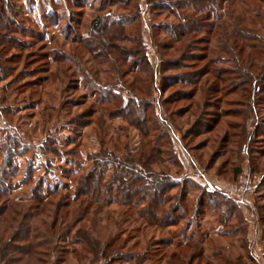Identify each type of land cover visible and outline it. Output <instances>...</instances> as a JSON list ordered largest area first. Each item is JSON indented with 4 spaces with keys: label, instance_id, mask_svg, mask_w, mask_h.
Segmentation results:
<instances>
[{
    "label": "rangeland",
    "instance_id": "obj_1",
    "mask_svg": "<svg viewBox=\"0 0 264 264\" xmlns=\"http://www.w3.org/2000/svg\"><path fill=\"white\" fill-rule=\"evenodd\" d=\"M9 1L18 15L0 41V238L21 245L12 238L15 213L36 217L35 254L22 264H169L176 244L190 240L180 251L185 263L199 251L194 264H264V0ZM100 15L124 25L120 39L99 37L91 23ZM188 24L194 30L175 40ZM124 50L140 55L125 59ZM144 139L165 153L156 173L185 185V220L146 234L124 226L120 243L91 257L73 239L80 225L65 228L73 220L64 213L86 173L108 161L104 185L110 164ZM35 191L47 200L32 201ZM208 191L235 201V210L216 209L220 198L198 208ZM116 230L101 233L103 245ZM170 236L172 247L158 245Z\"/></svg>",
    "mask_w": 264,
    "mask_h": 264
},
{
    "label": "trees",
    "instance_id": "obj_2",
    "mask_svg": "<svg viewBox=\"0 0 264 264\" xmlns=\"http://www.w3.org/2000/svg\"><path fill=\"white\" fill-rule=\"evenodd\" d=\"M17 15L18 13L14 11L9 0H0V41L4 38L1 35L2 32L7 33L12 31L13 24L11 19L13 16ZM107 17L108 15L95 17L91 23L92 28L97 32L99 31V37L102 39L106 34L107 36L110 35L111 39H120V36H122L124 31V25H122V23H113L111 25L104 24ZM186 19H189V17ZM186 22L190 23V21ZM192 27H194L193 24L180 26V28H178L175 32L177 35L175 40L187 37L190 34V30L191 32L194 30ZM139 43L141 44V42ZM142 52L144 54H142L143 59H145L144 70L148 72L150 69V62L147 59L146 49L144 47H142ZM139 53L140 52L137 51L124 50V52L122 51L120 54L123 58L127 59L129 55L134 56L133 58H137L135 56L140 55ZM173 66H175V63ZM131 104H133L132 101H129V104H127L129 107H127L130 108ZM133 110L134 109H131L128 112L131 114L129 117H133V119H131V124L136 127L143 134V138H145L149 130L146 128L144 121L134 117L135 115H133ZM161 147L162 145H160L157 140L145 141L144 139L143 142H140L135 153L127 151V154H125V160L123 159L119 162L114 160V162L110 164L113 167L117 164L115 169H113L114 176L111 178L112 180L106 182L104 185L101 184V180H104L103 178L105 177L103 166L109 164L108 161H104L102 166H95L84 175L83 179H81L77 193H75L71 199L72 208L64 213L63 220L65 221L70 218L73 220L70 225H66L65 228L67 229H70L69 226L71 227V225L74 227L80 225L76 229L73 239L75 240V243L84 248V250H86L91 257H96L100 254L105 256L106 250L110 245L113 243H120L121 229L124 226H127L130 233L146 234L145 232H149L151 230L154 231V233L158 230H171L174 227H178V224L182 220H185L187 212V204L185 202L187 191L185 185H180L179 183L175 184L170 176L163 175L164 173L158 175L155 169H153L154 163H161L165 158V153L164 151H161ZM240 173L241 169H236V177ZM179 186H181V189L176 195L168 193L173 189L179 188ZM59 191L60 190L52 194L47 191L46 197L48 199L54 197L59 193ZM206 195L207 197H205ZM64 197L67 199L68 196L66 195ZM213 199H218L219 201L217 205H215L216 209H220L224 206L230 212L235 210V201H231L226 198L225 195L216 191H208L204 195H201L199 197V204H197V207L201 208L203 200L210 202ZM46 200L47 199L39 195L37 191L33 193L32 201L42 203ZM73 203H75V205H73ZM44 205H46V203ZM64 205L69 208L70 203L66 201L64 202ZM110 205H117V209H111V207H109ZM29 208L33 209L31 205ZM42 210L37 211V214ZM3 214V211L0 212V218H2L1 216ZM15 215L21 216V224L19 226L18 233L12 238L21 245L14 246L11 244V240L5 244L0 238V262L20 264L29 263L30 257L35 254V244L32 242L36 240V237L33 232L36 233L38 228L34 225V223H32V221H34L36 217L30 214L29 211L27 213H15ZM219 219L221 223L224 222L223 219ZM235 219H238V216H236ZM53 227L55 228L54 225ZM112 228H114V230L117 229L116 231L118 233L115 234L107 244L103 245L100 236L101 233L103 231L108 232V230H111ZM0 229L2 232L5 231V229H2L1 227ZM52 230H49L50 234L53 232ZM125 230L127 231V229ZM112 232L113 230L109 233ZM54 235L55 233L53 232L51 236ZM62 237L63 236H60L59 238L62 240ZM176 239L177 238H175V236H170L169 238L164 239L162 238L159 239L160 243H158V245L162 247H172V243ZM62 241L67 242L68 240L63 239ZM136 244L138 245L139 243ZM191 244H194L193 240L176 244L175 249L177 252H172L169 264H173L175 260L182 262V264H194L193 262L200 256L199 251H196L195 255L188 260L189 263H185L187 259L182 258V255H180V251L191 248ZM196 244L197 246L199 245L198 242H196ZM200 245L203 244L200 243ZM193 248L197 249V247ZM120 250L121 249L117 247L115 251L117 252ZM74 254H76L78 259L82 258V255L78 254L76 251L73 253V256H75ZM224 264L245 263H242L241 258H239L236 263Z\"/></svg>",
    "mask_w": 264,
    "mask_h": 264
},
{
    "label": "built area",
    "instance_id": "obj_3",
    "mask_svg": "<svg viewBox=\"0 0 264 264\" xmlns=\"http://www.w3.org/2000/svg\"><path fill=\"white\" fill-rule=\"evenodd\" d=\"M215 189H216L217 191H219V192H222L221 187L216 186Z\"/></svg>",
    "mask_w": 264,
    "mask_h": 264
}]
</instances>
